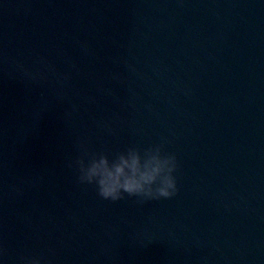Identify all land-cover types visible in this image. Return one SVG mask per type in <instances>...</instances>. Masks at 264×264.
Masks as SVG:
<instances>
[{
    "label": "water",
    "instance_id": "obj_1",
    "mask_svg": "<svg viewBox=\"0 0 264 264\" xmlns=\"http://www.w3.org/2000/svg\"><path fill=\"white\" fill-rule=\"evenodd\" d=\"M80 142L160 146L177 195L101 200ZM0 252L264 264V0H0Z\"/></svg>",
    "mask_w": 264,
    "mask_h": 264
},
{
    "label": "clouds",
    "instance_id": "obj_2",
    "mask_svg": "<svg viewBox=\"0 0 264 264\" xmlns=\"http://www.w3.org/2000/svg\"><path fill=\"white\" fill-rule=\"evenodd\" d=\"M32 80L43 79V72H28L23 65L17 66ZM48 71L55 69L48 66ZM80 155L68 164L77 172L76 182L94 186L97 196L104 201L115 203L135 198L138 203L167 200L178 192L177 170L174 155H163L160 146L140 150L130 147L116 153L110 160L103 152L90 153L85 144L77 145ZM3 253L0 252V255ZM16 264H50L44 256L21 255Z\"/></svg>",
    "mask_w": 264,
    "mask_h": 264
}]
</instances>
